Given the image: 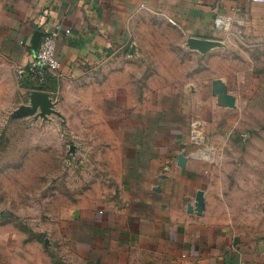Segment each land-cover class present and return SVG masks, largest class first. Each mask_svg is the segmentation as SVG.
Returning <instances> with one entry per match:
<instances>
[{
    "label": "crops",
    "instance_id": "0c3cea01",
    "mask_svg": "<svg viewBox=\"0 0 264 264\" xmlns=\"http://www.w3.org/2000/svg\"><path fill=\"white\" fill-rule=\"evenodd\" d=\"M150 12L168 17L188 39L214 40L233 49L239 43L264 47V1L0 0V114L17 100L19 106L28 102L30 87L17 69L33 60L35 34L42 25L59 24L60 67L41 89L60 102L73 87L80 111L96 115L93 150L100 155L94 158L106 171L102 182H92L59 206L62 246L77 264H264V226L239 228L216 210L212 176L205 170L213 120L197 118L196 125L181 104L172 111L159 91L153 105L144 98V104L132 106L131 76L124 65L121 103L110 98L117 79L112 74L115 55L126 52L133 20ZM217 18L224 20L221 25ZM196 53L212 61L210 52ZM97 72H102L99 78ZM215 78L223 79L236 97V107H228L212 94L218 111L242 110L228 77ZM87 84L91 93L106 89L111 101L102 94L98 103L87 106L82 98ZM29 119L39 126L54 120L50 115ZM181 153L185 165L179 164ZM199 190L205 196L202 211L196 201ZM9 238L0 237V264H12L17 254L6 246Z\"/></svg>",
    "mask_w": 264,
    "mask_h": 264
},
{
    "label": "rangeland",
    "instance_id": "374dc122",
    "mask_svg": "<svg viewBox=\"0 0 264 264\" xmlns=\"http://www.w3.org/2000/svg\"><path fill=\"white\" fill-rule=\"evenodd\" d=\"M132 24L126 52L115 55L111 73L117 79L110 98L121 103L124 65L131 76L132 106L144 104V98L153 105L159 91L163 102L172 103V111L181 104L191 120L212 119L205 170L212 176L219 217L239 228L260 229L264 226V47L239 43L233 49L216 43L207 51L209 62L168 17L150 12ZM218 74L228 77L241 97L242 110L218 111L211 92V81ZM90 81L93 84L94 79ZM84 88L89 90L82 97L87 106L98 103L102 94L111 101L106 89L91 93L90 84ZM19 101L0 114V237H10L6 246L17 253L9 260L12 264H77L62 246L59 206L92 182H102L106 174L105 164L94 158L100 155L93 150L97 138L91 124L96 125V115L80 111L73 87L57 100L59 114L50 115L54 120L41 126L29 119L34 115L15 116Z\"/></svg>",
    "mask_w": 264,
    "mask_h": 264
},
{
    "label": "water",
    "instance_id": "95a60500",
    "mask_svg": "<svg viewBox=\"0 0 264 264\" xmlns=\"http://www.w3.org/2000/svg\"><path fill=\"white\" fill-rule=\"evenodd\" d=\"M41 32L37 31L34 38V48L37 49L40 42ZM219 42L214 40H205L201 38H190L189 45L205 53L216 46ZM212 94L217 97L219 105L236 107V97L228 91L227 83L221 78H215L212 81ZM57 100H54L48 91L32 90L28 95V103L22 104L15 110L16 117L28 115H38L46 118L51 114H59L56 109ZM179 164L185 165L187 158L181 153L179 155ZM198 210L202 211L205 207L204 191L199 190L196 196Z\"/></svg>",
    "mask_w": 264,
    "mask_h": 264
},
{
    "label": "built area",
    "instance_id": "2783aa9c",
    "mask_svg": "<svg viewBox=\"0 0 264 264\" xmlns=\"http://www.w3.org/2000/svg\"><path fill=\"white\" fill-rule=\"evenodd\" d=\"M264 1V0H258ZM224 20L217 18L218 25ZM61 33V27L57 25H42L40 42L35 51L33 60L28 67H20L17 69L18 76L21 79L30 81L34 86L30 90H42V86L49 81V76L53 75L60 67V60L56 55L57 42Z\"/></svg>",
    "mask_w": 264,
    "mask_h": 264
},
{
    "label": "trees",
    "instance_id": "16d2710c",
    "mask_svg": "<svg viewBox=\"0 0 264 264\" xmlns=\"http://www.w3.org/2000/svg\"><path fill=\"white\" fill-rule=\"evenodd\" d=\"M51 76L52 75L49 76V80L51 79ZM27 82H28L27 85L32 89L34 85L30 81H27ZM46 86H47V84L42 86V89L46 88Z\"/></svg>",
    "mask_w": 264,
    "mask_h": 264
}]
</instances>
